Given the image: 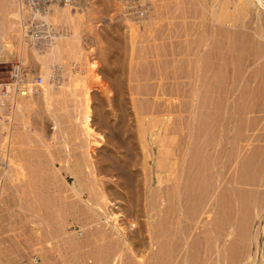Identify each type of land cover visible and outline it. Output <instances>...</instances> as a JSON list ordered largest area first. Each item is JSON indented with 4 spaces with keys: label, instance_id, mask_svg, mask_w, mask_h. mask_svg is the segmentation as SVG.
<instances>
[{
    "label": "rangeland",
    "instance_id": "1",
    "mask_svg": "<svg viewBox=\"0 0 264 264\" xmlns=\"http://www.w3.org/2000/svg\"><path fill=\"white\" fill-rule=\"evenodd\" d=\"M41 1L42 2H39L43 8L41 10L45 9L43 7L44 4L46 8L51 7L52 9V5L57 7L59 5L60 7L62 4L61 7L63 8L66 4H72V12L74 11V13H77L80 7H82L84 9L81 8L80 12H78L82 14H86V11L89 8H96V4H93L94 6H89L91 3L89 0H86V3L85 0H82V3L81 0H78V3L80 2L79 4L81 6L77 7L73 4L74 0H56V2L53 0L52 4L51 0ZM104 1L105 0H101L103 6L97 3V10L102 7L104 8L102 9L103 11H101V9L98 11L96 10L94 14V8L88 10L90 14L88 12L87 18L90 20L86 19V25H84L86 27L83 30L86 33L82 32V36L86 39L87 35H89L88 37L92 35L91 38L95 37L93 42H97V34L99 37L97 45H95L98 61H96V59L93 60V62H98L100 67L98 66V69L96 70V80L92 77L91 79L88 77V87L91 89L88 90L90 96L93 97L92 100L94 101V111L97 120L102 121L106 118V124L108 126L105 127V124L104 128L99 127L98 129V132L106 136L107 143L103 144V149L98 151V158L100 161L98 160L97 162L96 160V167L94 169V174L98 175V178L94 179V177H91L88 180L89 187L85 192L84 198L88 200L89 197L94 196L93 193L96 192L98 188L107 187V192L110 194L109 196L110 198L112 197L111 200L115 204L113 207L116 208H112V210L115 209L113 211L116 213L119 208H122V210L124 209V214L129 218L127 227L129 233L133 236V240L128 244L123 242L124 240L113 228L115 224L113 219L106 220L103 215H96L91 211L89 213L87 209L82 210L80 208L79 211L83 214L81 213L82 216L80 215L79 220L73 218H69L70 220L68 219L66 221L59 220V223H57L61 230L59 229L58 234L56 233V236L53 235L54 237H51L50 234H48L46 238H49L50 243L40 245L49 258L48 264H190V262L191 264H264V41L259 38L260 34L264 35V16L261 17V20L258 19L255 9H252L246 23H240L236 29H233V32H237L235 34L237 40L235 39L233 43L235 50L232 52V49H225L227 42L230 40L228 38V40L226 39L228 36L226 33H228V31L225 29L226 31L224 30V32H221L222 34L220 33L222 36L223 34L224 36L226 34L225 38H221H223L222 43L227 40L225 41L226 43H224L225 45L223 44L225 46L223 48L229 53H226L224 49H220L223 52L221 53L220 50H218V54V52L216 53L217 49L213 46L210 48L211 50L208 49L210 50V55L213 49L216 50L212 53L214 55L213 59L218 58L217 60L220 62L219 64L216 62V59L213 64L211 63L214 60H212V55L210 56L208 54L209 51L204 57L207 59V61L204 59L205 63L207 62V65L203 62L204 64L202 68L204 69L206 65L211 70L214 69V66L221 65V61H224L230 52L234 55L230 54L232 56L229 55L230 60H228L232 61V59H236L237 62L239 61L242 64L240 65L241 69L244 64L251 62L252 66L250 65L247 70L248 72H246V75L244 74L245 78L240 81L241 84L238 83L237 79L240 80L242 72L234 74H237L236 76L238 78H235L234 81L238 84L234 81L232 82L234 72L232 66L230 68L229 65H231V63L228 62L227 59L224 62V66H217L212 73L208 72L210 70L207 67L204 69L208 70L206 72L202 69L205 73L197 75V77L202 75V77H198V79L202 80L200 82V80L197 81L198 79L192 77L194 70L192 71L191 68L194 67L193 69H195V66H193L195 64H193V62L195 61L196 56L194 58V55L191 54L196 52H194L195 46H192L194 50L190 47L193 51L189 54L188 49H186L187 44H182L185 43L183 41L174 43L173 47L168 43L169 41H166L165 43L171 46L165 44L166 48L163 44H159V42H156V46L152 42L153 46H150L152 45L151 41L148 43L143 39V42H140L144 44L138 42L137 47H135L137 49L138 46L141 45L140 47H143L144 45L143 50L142 48L141 50L139 48L140 51H138V49L133 50L132 46H130L131 41H127L130 40L128 29L125 27L123 29L118 28L123 27V25L126 26L123 19L124 16L119 9L121 8L120 0H106L105 3ZM159 1L157 2V0H154V3L157 2L155 4H153V1H148V7L151 13L158 14V12H161V15H169L171 17L188 13V16H191V18L187 20V25L184 23V19L181 20V18H178V20L177 18L160 19V22L163 21V23H160L162 25H159L158 18V20H156L158 24L154 25L157 26L155 27L157 31L156 33L154 32V36H163L162 33L165 31L168 32L169 28H172L170 29L172 34H179V30L182 32L183 28H185L184 30L192 31L196 27H202V32L206 31L208 33V31L211 30V20L213 16L212 14V17L209 16L210 13L207 10L213 9V11H216L227 7L229 8V11L234 10V0H217V3H214L212 0H187L185 5L181 3L182 0ZM221 1L222 4L220 5ZM162 2H167V4L165 5ZM49 4H51V6H49ZM112 5H114V7ZM160 5L162 6V10H159L161 7ZM163 6H166V8ZM216 6H218V8ZM167 7L170 9L169 11ZM32 8H34V6ZM52 9L51 11H53ZM164 9H167L168 13L164 11ZM3 10L0 8V18L4 20L2 13H5V11L3 12ZM82 10L85 11L83 12ZM203 16H206L207 20L205 19L203 21ZM209 17H211V19ZM31 23L33 26L31 30L39 33L42 37L43 31H38V26L34 25L35 22L32 21ZM165 23H167L166 27ZM161 26L165 28L163 29ZM160 27L164 31H162ZM173 30L178 31L175 32ZM212 30L214 31V29ZM212 30L209 31V35ZM120 34H122V36H120ZM163 34L165 35L166 33ZM84 35H86V37ZM147 35L144 33V36ZM199 37L197 38V42L198 39H200ZM120 39L122 40L120 41ZM99 41L100 44H98ZM214 44L215 42L212 45ZM230 44L231 43H228V46ZM146 48H151L150 52L149 49L146 50ZM170 48L174 49L173 51L176 53L175 56L169 55L165 58L151 59L149 54L148 58L145 57L147 59L142 57L143 55L146 56L147 53H152L155 49L164 52V50L167 51V49ZM179 48H182L183 50H180ZM124 49L128 51L125 52V54L124 51L126 50ZM27 50L28 48L26 51ZM26 51L23 52V56H25L24 54H26ZM134 51L136 54H141L143 52L142 56L134 55ZM130 52H133L132 56H135L136 59L142 57L141 60H134L135 57H132V60ZM181 52L183 55H181ZM220 53L222 55V57H220L222 58L221 61L218 57L220 56ZM16 55L17 52L13 58L12 56L10 57L12 59H9L8 63L0 64V85H3L5 82H10L16 67L23 64L20 61L21 58L18 57L20 55ZM208 55L211 59L207 58ZM215 55H217V57ZM233 56L235 57L232 58ZM189 57L193 58L192 62V59ZM256 58L258 59L256 60ZM22 59L25 58L22 57ZM209 59L212 61L209 62ZM258 60L260 61L258 62ZM113 63L114 65H111ZM225 64H228L229 67L225 68ZM32 65H27L29 79L32 80L33 78L42 77L40 74H35L37 73V69ZM222 66L225 68H223L225 72L227 71V75L224 70L222 71ZM219 68H221V72L217 70ZM216 70L218 72H216ZM207 72L211 74H206ZM132 73L134 76L131 75ZM137 73L139 74L137 75ZM221 73L223 74L220 75ZM256 73H259L261 77L257 78V76H255ZM214 74L216 77L220 75L217 79L221 78L219 79L220 82L215 78V84H213L214 80L212 79L214 78ZM148 75L154 79H151ZM78 76L80 77V75ZM129 76L131 79L133 76V81L130 80ZM167 77L169 79H167ZM134 78H137V82L134 81ZM225 78L228 80H224ZM144 79L145 81H142ZM77 80L78 78L76 81ZM207 81L208 83H210V81L212 82L209 84V89L211 90L207 88ZM228 82H230L231 85ZM131 83L134 84V87ZM195 83H199L198 86L201 83L202 89L200 87L201 85L196 88V85H194ZM203 83L205 84V88ZM216 83L219 84L217 85ZM76 84V87H74L75 89L72 87L74 89L73 91H71V88V90L69 89L71 95H64L65 91L63 94H59L60 96H64V99L57 95L58 97H55L57 101L54 99V105L52 104V110L57 111L61 122L58 141H48V139H51V135L55 133V130L53 129L54 120L48 116L47 106L43 101H40L39 104L32 107V109L30 108L25 111V113L19 114V112H16V115H20L19 119L25 125L23 127L25 129L22 128L21 132V143L19 142L21 146L19 144L18 146L21 150L20 154L24 157L22 158V160H24L23 162L25 163L27 160V163H25L27 169L32 167V169L35 168L40 172V168H48L46 165L49 164L48 162L52 157L58 158V156H71L76 159V162L79 160V154L82 152H78L81 150L78 143L83 142L84 140L82 141V137L75 135V127L70 121L71 115L76 113L75 108L79 107L80 97L83 95V87L80 86V84L79 87L78 83ZM116 84L117 88H115ZM242 84H245V86ZM233 86H235L234 88L236 91ZM244 87L246 89H244ZM133 88H135V90ZM192 89L198 90L197 92L196 90L194 92ZM152 90L157 92L156 94L159 96L158 99H155L156 94L154 95V98H152L153 95H148L154 93ZM142 91L146 94L144 93V95ZM130 92L133 94L131 95ZM228 92L234 94L231 95ZM163 93H166L167 97H172V99H174V102L171 104V109H173L172 119L169 122H166L162 117L165 108ZM227 93L232 97L226 95ZM142 95L144 96L142 97ZM227 96L230 98V102L228 98H226ZM116 97L118 100H116ZM120 99L121 102L119 101ZM139 99L141 100L140 102H138ZM222 99L225 101L227 99L229 104ZM253 100L255 101L254 105L253 103L250 104ZM210 102H214L215 105L220 106L214 109V103H211L213 105L212 107ZM118 103H121L122 105ZM153 104L155 105L153 106ZM155 109L156 112L153 113ZM19 115H17V117H19ZM121 115L123 118L126 115V119H123ZM148 115L152 117H149ZM24 116L28 117L27 119L29 121L26 120ZM138 118L140 119L138 120ZM120 122H122V125ZM43 124H45V133L42 135V130H44ZM143 124L145 126H143ZM166 125L167 127H165ZM112 130L115 131L118 136L113 133ZM123 131L124 134L122 133ZM152 132L155 133L153 134ZM112 133L117 137L120 136L118 140L116 139L117 137L113 135L115 136V139L118 140L117 142H115L116 140L114 137L112 138ZM76 137H78L77 140L80 139L81 141L78 142L79 140L77 141ZM120 139H123V142ZM47 145L49 146L47 147ZM102 154L105 156L109 155V158H107L110 159L111 157L113 163L108 161L106 157L103 158L104 155ZM74 158H72V160H74ZM85 168L86 166L83 167V169L87 170ZM158 173L160 177H158ZM165 173L168 174L166 175ZM3 201L5 203L4 207H0V237L4 236L6 245L8 244V246H11L9 249H11L10 251L12 255L17 252L21 255V258L24 256L25 259L22 258L23 261H28V256L30 254L25 251L28 250L30 243H27L30 241V238L37 236L35 232H33L34 230L32 227L34 225L32 224V220H28V218H25L26 220H24V218H22V221L21 218L16 217V199L12 197L10 193L6 195V198ZM100 203L98 205H100ZM84 212H86V215H84ZM38 220L39 219H35L34 222L36 223ZM68 223H72L71 225L75 224V226H78L79 224L88 225L90 230L87 239L80 242L77 237L65 232L63 227L65 225L68 226ZM132 224L136 226H131ZM242 227L246 229V232H244L245 229ZM18 230L22 232V239L25 242V245L27 244V250L23 249L24 251H21L22 249L19 250V248L16 247V234H21ZM259 231H261V235L259 234ZM74 241H77L79 245H76ZM251 244L253 245L251 246ZM251 254L252 256H249L250 259L248 255ZM12 258L15 259L14 257ZM21 258L20 260L18 259V264L23 262Z\"/></svg>",
    "mask_w": 264,
    "mask_h": 264
},
{
    "label": "bare ground",
    "instance_id": "2",
    "mask_svg": "<svg viewBox=\"0 0 264 264\" xmlns=\"http://www.w3.org/2000/svg\"><path fill=\"white\" fill-rule=\"evenodd\" d=\"M52 1L51 0V4H52ZM60 1V0H59ZM78 1V0H77ZM91 3L89 6H94L93 4H96V8L95 7H92V8H89L88 10L90 9H95L94 10V14H95V11L97 10V3L101 6L102 5V2L101 0H89ZM103 1V0H102ZM106 1V0H105ZM104 1V3H105ZM108 1V0H107ZM148 1H153V4L157 3L159 0H157V2L154 3V0H120L121 2V8H119L118 10L122 13V15L124 16V23L126 24V26L123 25V27H118L120 29H123L124 27L128 29V32H129V36H130V40H127V41H131V45L132 46V49L133 50H137L140 51L141 48L143 50V47H140L138 46V48L136 49L135 47H137L138 45V42L142 41L143 42V39L146 41V42H150L151 43L153 42L156 46V42H159V44H163L164 47H166V45H169L167 43H165L166 41H169L168 43H170V45H172L173 47V44L174 43H179L178 41H183L185 43H182V44H187V48L188 49V52L190 54V52H192L194 49L193 47L195 46V50H194V54H191V55H194V58H195V61L193 62V66H195V69H193L194 67H192V71H193V76L191 74L192 77H195L196 79H198L199 76L202 77V75H199L197 77L198 74H202V73H205L206 71L208 70H204L206 69L205 67L208 68V66H206L207 62L205 63L204 59L207 61L206 58H204L208 53L209 51V55H210V48L213 46L215 49H217V51L215 49L212 50L211 52V55H212V60H210V56L208 55L207 58H210L208 61H212L211 63L213 64V62H215V59H216V62H218V58H215L213 59V54L214 53L213 51L215 50L216 53L218 52L219 54V51L220 49H224L223 47H225L224 43H226L225 41H227L228 39H230L227 44H226V47L225 49L227 48V50H231L234 51V46H233V43L235 41V39L237 40V38H235V34L237 32H233V29H236V27L242 23V24H245L246 23V20L247 18L249 17V15L251 14L252 12V9H255L256 11V16L258 17V19H262L261 17L264 16V0H234V10L233 11H229V8H221L220 10H216V11H213V9L211 10H207L210 14L209 16H211L212 14V25L211 24V30L214 29V31L212 30V34L210 33V35L206 32V31H203L201 30L200 27H196L195 29H193L192 31L191 30H184L185 28L182 29V32L179 30V34H172L171 33V30L172 28H169L167 27L168 29V32H163V33H166L165 35L162 33L163 36L161 35H158V36H154V32L156 33V28L157 26H154L155 24H158V22L156 20H158L159 18V25H162L160 23H163L160 22V19L163 20V19H169V18H181V20L184 21V23H188V19L191 18V16H188L189 14H180V15H176L175 17L174 16H169L167 13V9L164 11H166L167 15L168 16H163L161 15L162 13L158 12V15L157 13L153 14L150 12V9L148 7ZM163 1V0H162ZM166 1V0H164ZM170 1V0H169ZM172 1V0H171ZM176 1V0H175ZM181 1V0H179ZM205 1V0H204ZM214 1V3H217L218 1L217 0H212ZM229 1V0H228ZM42 2V1H40ZM46 2V1H44ZM49 2V1H48ZM56 2V0L54 1ZM53 2V3H54ZM87 1L85 0V3ZM161 2V0L159 1ZM187 0H182V4H186ZM220 2V1H219ZM62 3H64L62 1ZM81 3H82V0H81ZM84 3V2H83ZM103 3V4H104ZM151 3V2H150ZM164 3L165 5L167 4V2H162ZM170 3V2H169ZM168 3V4H169ZM190 3V1H189ZM188 3V4H189ZM206 3V2H205ZM40 4V3H39ZM51 4H49V6H51ZM59 4V3H57ZM56 4V5H57ZM89 4V2H88ZM111 4V2H110ZM161 4V3H160ZM174 4V3H173ZM187 4V5H188ZM199 4V3H198ZM222 4V1L220 3V5ZM226 4V3H225ZM41 5V4H40ZM45 5V4H44ZM43 7L45 8L44 10H41L43 9L42 6H41V9H36V10H30L27 8V4L24 2V0H0V8H2L3 12L5 11V13H2L3 14V17H4V20L2 18H0V64H3V63H8L9 62V59H12L13 56L16 54L17 52V55L19 54L20 56H18L19 58H21V62L23 63V67L27 70V65H34L37 69V73L35 74H40L42 77V80L43 82L40 84V85H37V84H34L33 86H30V90L29 92L27 93H23V95H15L11 98V100H7V98H5L4 96H2V93H1V89L3 87V85H0V207H4V199L6 198V195L7 194H11L12 197H14L16 199V205H15V215L16 217H19L21 218V220L23 221L22 218H24V220H26L25 218H28V220H32V224L34 225L32 228H33V232H35V234L37 236L35 237H32L30 238V241H29L27 244L30 243V246L29 248L26 247L25 245V242L23 241V235H22V232L18 230V232H21V234H16V247L20 249H22L21 251H24L23 249L27 250L26 248H28L27 251L25 252H29V260L30 262L34 263V264H48L49 262V258L47 256V254L45 253L44 250H42L41 248V244H44V243H50L49 241V238H46L48 234H50L51 237H54L56 236L55 234L57 233L58 234V231L60 229V226H58V221L60 220H63V221H66L68 220L69 218H73V219H77L79 220L80 219V215L82 216V214L80 213L79 209L81 208L82 210L84 209H87L90 213V211L93 213V214H96V215H103L105 217L106 220H109V219H113L115 221V224L113 226V228L117 231L118 235H120V237L124 240L123 242L125 244H128L131 242V240H133V236L129 233V229L127 227L128 225V219L127 218L128 216H126L124 214V209L122 210V208H119L118 211L115 213V210L116 208L113 207L115 204L114 202L111 200L110 198V194H108L107 192V187H100L96 190V192H94V196L93 197H89L88 200H86L84 198L85 196V192L88 190V187H89V183H88V180L91 178V177H94V179H97L98 178V175L94 174V169L96 167V160L98 162V160L100 161V159L98 158L99 157V152L101 149H103V144L107 143V139H106V136L104 134H101L100 132H98V129L99 127L100 128H104L105 124L107 123L106 122V118H104L102 121L100 120H97L96 118V114H95V111H94V101L92 100L93 97L90 96L89 94V90L90 89L88 87V83H89V78L91 79L94 78L95 80L97 79V72L96 70L98 69V62H93V60H96L97 59V49L95 47V45H97V42L99 40V37H98V34H97V37L98 40L97 42H93L94 38H91L88 37L89 35H87V39L84 38L82 36V32H84L83 30L85 29L86 26V19L87 16H88V10L86 11L87 13L86 14H82V13H78L80 12V9L82 7H80L79 11L77 9V13L74 11L72 12V9H71V5L72 4H66L64 3L65 7L63 6V8L58 7L57 6H53V9L51 7H47L44 6ZM55 5V4H54ZM87 5V4H86ZM151 5V4H150ZM177 5V4H176ZM200 5V4H199ZM215 5V4H214ZM48 6V5H47ZM81 6V5H80ZM85 6V5H84ZM114 7V5H112ZM152 6V5H151ZM159 6V4H158ZM161 6V5H160ZM168 6V5H167ZM204 6V5H203ZM202 6V7H203ZM213 6V5H212ZM76 7V6H75ZM99 7V6H98ZM166 8V6H163ZM178 7V6H177ZM218 8V6H216ZM220 7V6H219ZM226 7V6H225ZM231 7V6H230ZM53 11H51V9ZM74 8V7H72ZM79 8V7H78ZM87 8V7H85ZM112 8V7H111ZM155 8V7H153ZM157 8V7H156ZM176 8V7H175ZM181 8V7H180ZM185 8V6H184ZM183 8V9H184ZM214 8V7H213ZM50 9V10H49ZM75 9V8H74ZM84 9V8H82ZM101 11H103L102 9L104 8H100ZM98 8V10H100ZM158 9V8H157ZM162 10V6L159 8V10ZM86 10V9H85ZM84 10V11H85ZM97 10V11H98ZM158 10V11H159ZM170 9H168L169 11ZM177 10V9H175ZM83 11V10H82ZM83 11V12H84ZM93 11V10H92ZM111 11V10H110ZM118 11V13H119ZM178 11V10H177ZM176 11V13H177ZM185 11V10H184ZM188 11V10H187ZM186 11V12H187ZM205 11V10H204ZM112 12V11H111ZM110 12V13H111ZM171 12V11H170ZM169 12V13H170ZM185 12V13H186ZM93 13V12H92ZM101 13V12H100ZM109 13V14H110ZM172 13V12H171ZM1 14V12H0ZM90 14V12H89ZM157 14V15H156ZM171 15H175V14H171ZM104 16V15H103ZM157 16V17H156ZM198 16V15H197ZM208 16V15H207ZM205 17V18H204ZM211 17H209L211 19ZM121 18V17H120ZM119 18V20H120ZM198 19V18H197ZM207 20L206 16H203V21L204 20ZM26 20H30L31 22H35V23H38L40 25L43 26V29L47 32V36H44L43 38H41V42H36L35 40L34 41H30L28 40L27 38V35H26V30L24 28L25 27V21ZM90 20V19H88ZM94 20V19H93ZM92 20V21H93ZM209 20V19H208ZM118 21V20H117ZM123 21V20H122ZM180 21V20H179ZM187 21V22H186ZM166 22V21H164ZM173 22V21H172ZM191 22V21H190ZM180 23V22H179ZM178 23V24H179ZM182 23V22H181ZM200 23V22H199ZM210 23V21H209ZM34 24V23H33ZM106 24V23H105ZM119 24V23H118ZM166 24L165 23V27H166ZM176 24V23H175ZM35 25V24H34ZM92 25V24H91ZM171 25V24H170ZM183 25V24H182ZM187 25V24H186ZM199 25V24H198ZM31 26H32V23H31ZM118 26V25H117ZM121 26V24H120ZM168 26V25H167ZM192 26V25H191ZM203 26V25H202ZM216 27V28H213V27ZM243 26V25H242ZM37 27V26H36ZM163 28V26H161ZM160 27V28H161ZM164 27V28H165ZM189 27V26H188ZM161 28L162 31H164L163 29ZM179 28V27H178ZM190 28V27H189ZM37 29V28H36ZM35 29V30H36ZM97 29V28H96ZM105 29V28H104ZM227 30L228 33V36L226 37V34L224 36L220 35V33L224 30ZM44 30H41L39 29L38 31H43ZM116 30V29H115ZM119 30V29H118ZM126 30V29H125ZM184 30V31H183ZM225 30V31H226ZM90 31V30H89ZM117 31V30H116ZM124 31V30H123ZM175 31V30H173ZM178 31V30H176ZM175 31V32H176ZM121 32V31H120ZM125 32V31H124ZM160 32V30H159ZM174 32V33H175ZM244 32V31H243ZM41 33V32H40ZM86 33V32H84ZM88 33V32H87ZM92 33V32H91ZM123 33V32H122ZM144 33L145 35L147 36H144ZM207 33V34H206ZM247 33V32H246ZM89 34V33H88ZM118 34V32H117ZM115 34V35H117ZM125 34V33H124ZM128 34V33H127ZM142 34V35H141ZM222 34V33H221ZM94 35V34H93ZM142 37H141V36ZM199 35V36H197ZM86 37V35H84ZM100 36V35H99ZM120 36H122V34H120ZM140 36V38H139ZM196 36V37H195ZM253 36V35H252ZM41 37V36H40ZM200 38L198 39V42H197V38ZM221 37H226L227 40L223 42V38ZM245 37V36H244ZM261 39H263L264 41V35L263 34H260V37ZM86 39V40H85ZM116 39V38H115ZM250 39V38H249ZM122 39H120L121 41ZM119 41V40H117ZM140 42V43H142ZM198 44H197V43ZM215 42L214 45H212L213 43ZM242 42V41H241ZM153 43L152 45L150 46H153ZM180 43V44H181ZM228 43H231L229 46H228ZM251 43V42H250ZM100 44V41L99 43ZM144 44V43H142ZM158 44V45H159ZM166 44V45H165ZM179 44V45H180ZM181 44V45H182ZM224 44V45H223ZM169 45V46H170ZM177 45V44H176ZM223 45V46H222ZM251 45V44H250ZM124 46V45H123ZM122 46V47H123ZM168 46V47H169ZM178 46V45H177ZM193 46V47H192ZM228 46V47H227ZM160 47V46H159ZM171 47V46H170ZM179 47V46H178ZM193 50H191V48ZM230 47V48H229ZM28 48V50L26 51V49ZM116 48V47H115ZM125 48H126V45H125ZM140 48V50H139ZM167 48V47H166ZM30 49V50H29ZM128 49V48H127ZM131 49V50H132ZM149 49V48H148ZM146 48V50H148ZM151 49V48H150ZM150 49H149V52H150ZM160 49V48H159ZM180 49V48H179ZM182 49V48H181ZM180 49V50H181ZM210 49V50H208ZM224 49V51H225ZM107 50V49H106ZM126 50V49H124ZM132 50V51H133ZM162 50V49H161ZM174 49L173 48H170V49H167L163 51H159L157 49H155V51H153L152 53H147L146 56L143 55L142 56V53H138L136 54L135 51H134V55H140L142 57H147L149 56L150 54V58H156V59H159L161 57L165 58V57H168L169 55H173L175 56L176 53L173 51ZM183 50V49H182ZM26 51L24 54L25 56H23V52ZM113 51V50H112ZM116 51V50H115ZM120 51V50H119ZM177 51V50H176ZM19 52V53H18ZM118 52V50H117ZM125 52H128L127 50L124 51V54ZM145 52V51H144ZM220 52L222 53L223 51L220 50ZM226 53L228 51H225ZM224 52V53H225ZM230 54H233L231 53ZM119 53V52H118ZM131 53V52H130ZM129 53V54H130ZM133 53V52H132ZM130 54L131 58L132 57H135V56H132L133 54ZM179 53V52H178ZM177 53V54H178ZM187 53V52H186ZM220 53V56L219 59L221 61L222 58V55ZM229 53V52H228ZM117 54V53H116ZM122 54V53H121ZM185 54V53H184ZM217 54V55H218ZM229 54V55H230ZM16 55V56H17ZM181 55H183V53L181 52ZM189 55V56H191ZM217 55H215L217 57ZM228 55V56H229ZM234 55V54H233ZM12 56V58H10ZM126 56V55H125ZM129 56V57H130ZM226 56V54H225ZM225 56L223 55V57L225 58ZM227 56V57H228ZM232 56V55H230ZM230 56L226 59L228 60L230 58ZM18 57H16L17 59H19ZM25 58V59H22ZM138 57V56H137ZM140 59H135L134 60H141ZM192 57V56H191ZM189 57V58H191ZM235 56H233L232 58H234ZM99 58V57H98ZM104 58V57H103ZM111 58V57H110ZM143 58V59H144ZM145 58V59H147ZM231 58V59H232ZM129 59V58H128ZM150 59V60H151ZM187 59V58H185ZM191 62L193 61V58H191ZM224 61H221V65L224 66ZM258 58H256L257 60ZM133 60V58H132ZM161 60V59H160ZM230 60V59H229ZM231 63L230 68L232 66V69H233V75L235 73L238 74V72H242V76L240 77V80H238L237 78V74L234 75L233 77V80L232 82L234 81V79L236 78L238 83H240V81L244 80V76L246 75V72H248V68L249 66L252 64L251 62L250 63H246L243 65L242 69L240 68V65H242L239 61L237 62V60L235 59H232V61H229ZM67 61V62H66ZM98 61V59L96 60ZM152 61V60H151ZM157 61V60H156ZM163 61V60H162ZM179 61V60H178ZM260 60H258L259 62ZM19 62V63H21ZM107 62V61H106ZM133 62V61H131ZM130 62V64H131ZM147 62V61H145ZM206 64L204 69L202 68L203 67V64L204 63ZM226 62V63H228ZM257 62V61H256ZM68 63V64H66ZM105 63V62H104ZM120 63V62H119ZM135 63V62H133ZM166 63V62H165ZM210 63V65H212ZM220 62H218L219 64ZM223 63V64H222ZM228 63V64H230ZM255 63V62H254ZM66 64V65H65ZM110 64V63H109ZM129 64V63H128ZM209 64V63H208ZM228 64H225V68L229 67ZM32 65V66H33ZM105 65V64H104ZM111 65H114L111 64ZM132 65V64H131ZM167 65V64H166ZM209 65V67H210ZM216 65V63H215ZM221 65H216L217 66H221ZM19 66V65H18ZM33 66V67H34ZM106 66V65H105ZM133 66V65H132ZM137 66V65H136ZM144 66V65H143ZM168 66V65H167ZM183 66V65H182ZM192 66V65H191ZM222 66V71L225 69L224 67ZM252 66V65H251ZM100 67V66H99ZM213 67V65H212ZM216 67L214 66V71L216 69ZM140 68V67H139ZM211 68V67H210ZM224 68V69H223ZM251 68V67H250ZM100 69V68H99ZM110 69V68H109ZM190 69V70H191ZM205 71H203V70ZM209 69V68H208ZM221 68L217 69L219 70V72H221L220 70ZM241 69V71H240ZM264 69V68H263ZM210 71L208 72H211L213 70L209 69ZM216 70V72H218ZM227 70V69H226ZM258 70V69H257ZM29 71V70H28ZM36 71V70H35ZM123 71V70H122ZM191 71V72H192ZM213 71V72H214ZM259 71V70H258ZM138 72V71H137ZM141 72V71H140ZM190 72V73H191ZM206 73V74H211V73ZM225 72V70H224ZM223 72V73H224ZM227 72V71H226ZM225 72V74L227 75V73ZM122 73V72H121ZM120 73V74H121ZM130 73V72H129ZM143 73V72H142ZM223 73H221L220 75H222ZM34 74V75H35ZM103 74V73H102ZM107 74V73H106ZM139 73H137L138 75ZM145 74V73H144ZM143 74V75H144ZM151 74V73H150ZM161 74V73H160ZM215 74H218V73H215ZM214 74V75H215ZM245 74V75H244ZM30 75H33V74H30ZM80 75V77L78 76ZM131 75L134 76V74L132 73ZM159 75V74H158ZM157 75V76H158ZM163 75V74H162ZM212 78L214 80V83L215 84V78L216 80L219 81V79H217L219 76L216 77V75ZM38 76V75H37ZM78 76V77H76ZM118 76V75H117ZM116 76V78H117ZM124 76V75H123ZM133 76H132V79H133ZM136 76V75H135ZM151 79H154L152 78L150 75H148ZM160 76V75H159ZM184 76V75H183ZM212 76V75H211ZM236 76V77H235ZM257 78L258 77H261L259 75V73H256ZM27 77L29 78V74L27 75ZM104 77V76H103ZM102 77V78H103ZM130 77V76H129ZM200 77V78H201ZM209 77V76H207ZM78 78V80L76 81V79ZM120 78H121V75H120ZM181 79H183L182 77H180ZM194 78V79H195ZM243 78V79H242ZM263 78V76H262ZM36 78H33V80H35ZM130 77V80L133 81ZM135 79V78H134ZM137 79V78H136ZM136 79L134 80L135 82ZM140 79V77H139ZM138 79V81H139ZM167 79H169L167 77ZM180 79V80H181ZM227 78H225L224 80H226ZM118 80V79H117ZM123 80V78H122ZM200 79H198L197 81H199ZM211 80V79H210ZM228 80V79H227ZM230 80V81H231ZM246 80V79H245ZM264 80V79H263ZM31 81V82H32ZM92 81V80H91ZM108 81V80H107ZM130 81V82H131ZM142 81H145L142 80ZM141 81V82H142ZM148 81V80H147ZM154 81V80H153ZM196 81V82H197ZM202 80H200L201 82ZM216 81V82H218ZM78 83V86L80 84V86L83 87V95H81V99H80V102H79V107H76L75 108V111L76 113L71 115V124L74 125L75 127V135H78V137H82L81 140L83 142H80L81 140L76 137V140L80 143H78L80 149L82 150H79L78 152H82L80 153L79 155V160L76 162V159L74 157H71V156H61L58 158L57 157H52L50 158L49 160V164L46 165L48 168L44 169H41L40 168V172L39 170H36L35 168L32 169V167H30L29 169H27L26 167V164L27 163L25 161V163L23 162L24 160H22V158H24L20 152V148L18 146V144L20 145V141H21V132H22V128L25 126L22 121L19 119L20 118V113H25V111L29 110L30 108L32 109V107H35L39 104L40 101H43L45 103V105L47 106V111H48V116L51 117L53 120H54V123H53V129L55 130V133L53 135H51V139H48V141L50 142H55L56 140L58 141L59 140V132H60V127H61V122H60V119L58 117V113L56 110H52L53 108V101L54 99H56L55 97L58 95L60 96L61 93L64 95H71L70 92L73 91L76 87V83ZM96 82V81H95ZM109 82V81H108ZM129 82V83H130ZM134 82V83H135ZM206 82V81H205ZM220 82V81H219ZM226 82V81H225ZM235 82V81H234ZM6 83V82H5ZM98 83V82H97ZM118 83V82H117ZM133 83V82H132ZM131 83V84H132ZM208 83V81H207ZM206 83V84H207ZM210 83H212L210 81ZM208 83V89H209V84ZM227 83V82H226ZM230 83V82H228ZM236 84H238L237 82H235ZM4 84V83H3ZM125 84V83H124ZM137 84V83H135ZM153 84V83H152ZM163 84V83H162ZM193 84V83H192ZM199 83H195L194 85H196V88L199 87L201 85L198 86ZM204 84V83H203ZM217 84V83H216ZM219 84V83H218ZM217 84V85H218ZM241 84V83H240ZM111 85V84H110ZM120 85V84H119ZM130 85V84H129ZM134 84H132L133 86ZM142 85V84H141ZM193 85V86H194ZM212 85V84H211ZM231 85V83H230ZM232 85H235V84H232ZM243 86H245V84H242ZM263 85V84H262ZM77 86V87H78ZM79 86V87H80ZM153 86V85H152ZM216 86V85H215ZM223 86V85H222ZM241 86V85H240ZM74 89H73V88ZM111 87V86H110ZM129 87V86H128ZM134 87V86H133ZM149 87V85H148ZM155 87V86H154ZM201 89H202V85L200 86ZM218 87V86H217ZM230 87V86H229ZM235 86H233L234 88ZM72 90H71V89ZM115 88H117V84L115 86ZM194 88V87H192ZM204 88H205V84H204ZM212 88V87H211ZM216 88V87H215ZM243 88V87H242ZM68 89V91H67ZM69 89L71 91H69ZM130 89V88H129ZM135 90V88H133ZM144 89V88H143ZM142 89V90H143ZM150 89V88H149ZM148 89V90H149ZM152 89V88H151ZM207 89V90H208ZM229 89V88H228ZM237 89V88H236ZM244 89H246L244 87ZM82 90V89H81ZM91 90V89H90ZM193 90V89H192ZM196 92L198 89H195ZM195 90H193L195 92ZM206 90V91H207ZM211 90V89H209ZM235 90V88H234ZM233 90V92H234ZM240 90V88H239ZM237 90V91H239ZM79 91V90H77ZM123 91V90H122ZM127 91V90H126ZM125 91V92H126ZM154 92V90H152ZM169 91V90H168ZM205 91V93H206ZM236 91V90H235ZM69 92V93H68ZM93 92H94V89H93ZM132 92V91H131ZM130 94L132 95L133 93ZM136 92V91H134ZM68 93V94H67ZM80 93V92H79ZM122 93V92H121ZM124 93V92H123ZM142 93L144 94L145 92L142 91ZM157 92H154V93H150L148 95H153L152 98H154L155 94ZM171 93V92H169ZM230 93V92H228ZM226 94L230 97H232L231 95H233L232 93H230L231 95L229 94ZM244 93V92H243ZM255 93V92H254ZM60 94V95H59ZM73 94V93H72ZM139 94V93H137ZM146 94V93H145ZM144 94V95H145ZM195 94V93H194ZM197 94V93H196ZM253 94V93H252ZM77 95V94H76ZM109 95V94H108ZM116 95V93H115ZM121 95V94H120ZM128 95V93H127ZM142 95V97L144 96ZM167 94L166 93H163V99H164V102H165V108H164V112H163V119L166 121V122H169L171 119H172V110L171 109V104L172 102H174L172 99V97H167L166 96ZM57 96V97H58ZM100 96V95H99ZM111 96V95H110ZM125 96V95H123ZM135 96V95H134ZM140 96V95H139ZM195 96V95H194ZM209 96V94H208ZM228 96L226 98H228ZM253 96V95H252ZM63 98L64 96H60V98ZM66 97V96H65ZM97 97V96H96ZM95 97V98H96ZM103 97V96H102ZM122 97V96H121ZM161 97V96H160ZM210 97V96H209ZM208 97V98H209ZM212 97V96H211ZM254 97V96H253ZM252 97V98H253ZM59 98V99H60ZM68 98V97H67ZM71 98V97H70ZM69 98V99H70ZM135 98V97H134ZM159 96L156 94V97L155 99H158ZM58 99V100H59ZM64 99V98H63ZM211 99V98H210ZM230 98H228L229 100ZM66 100V99H65ZM64 100V101H65ZM116 100L117 97H116ZM224 100V99H222ZM228 100L226 99V103L229 104ZM256 100V99H255ZM57 101V99H56ZM55 101V102H56ZM71 101V100H70ZM100 101V100H99ZM115 101V99H114ZM121 102V99L119 100ZM125 101V100H124ZM126 101H129V100H126ZM138 101V100H137ZM141 100L139 99L138 102H140ZM209 101V100H207ZM252 101V99H251ZM259 101V100H258ZM54 102V103H55ZM62 102V101H61ZM133 102V101H132ZM254 100L253 102H250V104L253 103L254 105ZM257 102V101H256ZM66 103V102H65ZM99 103V102H98ZM128 103V102H126ZM147 103V102H145ZM144 103V104H145ZM153 103V102H151ZM156 103V102H155ZM212 102H210L211 104ZM214 103V102H213ZM212 103V104H213ZM225 103V104H226ZM259 103V102H258ZM53 104V105H52ZM56 104V103H55ZM116 104V103H115ZM118 104H121V103H118ZM209 104V102H208ZM211 106L213 107V105H215V103ZM233 104V102H232ZM122 105V104H121ZM130 105V104H129ZM140 105V104H138ZM155 104H153L154 106ZM163 105V104H162ZM234 105V104H233ZM249 105V104H248ZM259 105V104H258ZM134 106V105H133ZM132 106V107H133ZM152 106V108H153ZM220 106V105H219ZM218 105H215L214 106V109L215 108H218L219 107ZM252 106V105H250ZM104 107V106H103ZM102 107V108H103ZM124 107V106H123ZM136 107V106H135ZM134 107V108H135ZM209 107V106H208ZM122 108V107H121ZM139 108V107H138ZM159 108V107H158ZM116 109V108H115ZM102 110V109H101ZM121 110H124V109H121ZM120 110V112H121ZM136 110V109H135ZM140 110V109H139ZM154 110V109H153ZM212 110V109H210ZM67 111V110H66ZM113 111V110H112ZM116 111V110H115ZM158 111V110H157ZM216 111V110H215ZM16 112H19V117H17L16 115ZM37 112V111H36ZM147 112V111H146ZM156 112V109L155 111H153V113ZM210 112V111H209ZM109 113V112H108ZM118 113V111H117ZM124 113V112H123ZM140 113V112H139ZM160 113V112H159ZM28 114V113H27ZM131 114V113H130ZM150 114V113H149ZM137 115V113H136ZM151 115V114H150ZM216 115V114H215ZM115 116V115H114ZM122 116V115H121ZM126 116V115H125ZM124 116H122L123 119H126ZM128 116V115H127ZM130 116V115H129ZM138 116V115H137ZM145 116V115H144ZM149 116V115H148ZM156 116V115H155ZM212 116V115H211ZM25 117V116H24ZM100 117V116H98ZM108 117V116H107ZM140 117V116H139ZM149 117H152V116H149ZM154 117V116H153ZM213 117V116H212ZM26 120H28L27 118L28 117H25ZM103 118V117H102ZM110 118V116H109ZM121 118V119H122ZM122 119V120H123ZM140 118H138L139 120ZM212 120V119H211ZM29 121V120H28ZM27 121V122H28ZM100 121V122H99ZM124 121V120H123ZM158 121V120H157ZM163 121V120H162ZM131 122V121H130ZM145 122V121H143ZM213 122V121H212ZM122 122H120L121 124ZM163 123V122H162ZM145 124V123H144ZM143 124V126H145ZM148 124V123H147ZM154 124V123H153ZM210 124V123H209ZM217 124V122H216ZM44 125V130H42V135L45 133V124ZM42 125V126H43ZM122 125V124H121ZM120 125V126H121ZM126 125V124H125ZM155 125V124H154ZM162 125V124H161ZM118 126V125H117ZM129 126V125H128ZM164 126V125H163ZM170 126V125H169ZM105 127H108L107 124ZM122 127V126H121ZM119 127V128H121ZM152 127V126H151ZM167 127V125L165 126ZM218 127V126H217ZM43 128V127H42ZM70 128V127H69ZM146 128V127H145ZM155 128V127H154ZM25 129V128H23ZM47 129V128H46ZM123 129V128H122ZM214 129H215V126H214ZM121 130V129H120ZM151 130V129H150ZM211 130H212V127H211ZM220 130V128H219ZM41 131V129H40ZM47 131V130H46ZM107 131V130H106ZM113 131V130H112ZM122 131V130H121ZM130 131V130H129ZM210 131V130H209ZM221 131V130H220ZM109 132V131H108ZM117 132H118V129H117ZM120 132V131H119ZM147 132V130H146ZM41 133V132H40ZM113 133H115V131H113ZM112 133V138L114 137L115 139V136L118 134H113ZM121 133V132H120ZM124 134V131L122 132ZM153 133V132H152ZM155 133V132H154ZM153 133V134H154ZM49 134V133H48ZM123 134H119V135H123ZM221 134V133H220ZM223 134V133H222ZM107 135V134H106ZM115 135V136H113ZM134 135V134H133ZM152 135V134H151ZM214 135V134H213ZM116 136V137H117ZM141 136V135H140ZM147 136V135H146ZM221 136V135H220ZM120 137V136H119ZM119 137H117L116 139H118ZM123 137V136H121ZM133 137V136H132ZM154 137V136H153ZM86 138V139H85ZM115 139V140H116ZM130 139V138H129ZM147 139V138H146ZM119 140V139H118ZM118 140H116L115 142H117ZM121 140V139H120ZM123 140V139H122ZM121 140V141H122ZM218 140V139H217ZM113 141V140H112ZM20 142V143H19ZM44 142V141H43ZM49 142V143H50ZM85 142V143H84ZM123 142V141H122ZM126 142V141H125ZM42 143V142H41ZM47 143V142H46ZM48 143V144H49ZM127 143V142H126ZM147 143V142H146ZM51 144V143H50ZM49 144V145H50ZM53 144V143H52ZM85 144V145H84ZM47 145V147L49 146ZM83 145V146H81ZM127 145V144H126ZM149 145V144H148ZM217 145V144H216ZM21 146V145H20ZM44 146V145H43ZM77 146V145H76ZM124 147V146H123ZM122 147V148H123ZM215 147V146H214ZM220 147V146H219ZM127 149V148H126ZM48 151V150H47ZM50 151V149H49ZM168 151V150H167ZM128 153V152H127ZM130 153V152H129ZM162 153V152H161ZM105 154V153H104ZM102 154V155H104ZM101 155V156H102ZM107 155V154H106ZM167 155V154H166ZM53 156V154H52ZM73 156V155H72ZM109 155L107 156H103V158H107ZM154 156V155H153ZM48 157V155H47ZM46 157V158H47ZM77 157V156H76ZM135 157V156H134ZM72 158H74V160H72ZM109 158V157H108ZM107 158V159H108ZM39 159V158H38ZM149 159V158H148ZM30 160V159H29ZM111 157L110 159H108V161H110L111 163H113L111 161ZM154 160V158H153ZM34 161V160H33ZM42 161V160H41ZM115 161V160H114ZM166 161V160H165ZM40 162V161H39ZM106 162V161H105ZM29 163V161H28ZM151 163V162H150ZM43 164V162H42ZM45 164V162H44ZM115 164V163H114ZM112 164V165H114ZM163 165V164H162ZM165 165V164H164ZM171 165V164H170ZM29 166V165H28ZM43 166V165H42ZM85 169L87 170H84L83 167H85ZM115 166V165H114ZM165 167V166H164ZM163 169V168H162ZM165 169V168H164ZM104 170V169H103ZM171 170V169H170ZM173 170V169H172ZM156 172V171H154ZM166 174V173H165ZM168 174V173H167ZM166 174V175H167ZM102 175V174H101ZM100 175V177L102 178V176ZM156 175V174H155ZM159 175V173H158ZM170 175V174H169ZM168 175V176H169ZM173 175V174H172ZM160 177V175L158 176ZM173 177V176H172ZM147 178V177H146ZM126 179V178H125ZM136 180V179H135ZM160 180V179H159ZM169 180V178H168ZM127 181V180H126ZM166 182V180H165ZM106 184V183H105ZM128 184V183H127ZM218 185V184H217ZM219 188V187H218ZM134 189V188H133ZM135 190V189H134ZM92 194V193H91ZM118 194V193H117ZM136 196V195H134ZM122 198V197H121ZM120 198V199H121ZM140 198V197H139ZM95 201L93 202L92 201ZM119 199V198H118ZM130 201V200H129ZM100 205H98L99 203ZM134 202V201H133ZM133 204V203H132ZM112 208H115L112 210ZM264 211V209H263ZM127 212V211H126ZM88 213V212H87ZM205 213V212H204ZM263 213V212H262ZM84 215H86V212H84ZM245 215V214H244ZM130 216V214H129ZM200 217V216H199ZM257 217V216H256ZM103 218V217H102ZM35 219H39L38 222H34ZM247 219V218H246ZM70 220V219H69ZM205 221V220H204ZM247 221V220H246ZM261 221V220H260ZM58 222V223H57ZM76 222V220H75ZM245 222V221H244ZM132 223V222H131ZM211 223V222H210ZM69 224V225H68ZM67 225L68 226H64L63 229L65 230V232H67L68 234L70 235H74V237H77V239L81 241H84L87 239V236H88V233H89V227L88 225H85V224H79L78 226H75V224L71 225L70 223H68ZM110 225V223H109ZM131 226H136L134 224H132ZM130 226V227H131ZM244 226V225H243ZM247 226V225H246ZM23 227V226H22ZM260 227V226H259ZM263 227V226H261ZM19 228V227H18ZM112 228V227H111ZM132 228V227H131ZM244 228V227H242ZM254 228V227H253ZM252 228V229H253ZM17 229V228H16ZM23 229V228H22ZM113 229V230H114ZM149 229H153V228H149ZM245 229V228H244ZM243 229V230H244ZM262 229V228H261ZM61 230V229H60ZM148 230V229H147ZM246 232V229L245 231ZM261 231H259V234H260ZM253 233V231H252ZM264 233V232H263ZM233 234V233H231ZM54 235V236H53ZM252 235V234H251ZM261 235V234H260ZM259 235V236H260ZM255 238V237H254ZM190 239V238H189ZM260 240V239H258ZM260 242V241H259ZM263 242V240H262ZM74 243L76 245H79V243L77 241H74ZM253 243V242H251ZM253 244H251L252 246ZM263 245V244H262ZM11 246H8V244L6 245L5 243V238L4 236L0 237V264H18L20 258H21V255L19 253H15V254H11V249H9ZM260 247V246H259ZM258 247V248H259ZM252 248V247H251ZM255 249V248H253ZM252 250V249H251ZM20 251V252H21ZM254 251V250H253ZM257 251V250H256ZM260 251V250H259ZM258 252V251H257ZM250 254V253H249ZM259 254V253H258ZM249 256H252L251 255H248ZM12 257H14L16 259H13ZM259 257V256H257ZM261 257V256H260ZM24 258V256L22 257ZM21 258V259H22ZM250 258V257H249ZM25 259V258H24ZM251 259V258H250ZM28 260V261H29ZM117 260V259H115ZM263 260V259H262ZM15 261V262H14ZM23 261V259H22ZM143 261V260H142ZM26 261H23L22 263H24ZM21 263V264H22ZM175 263V262H174ZM117 264V263H116ZM191 264V262H190ZM195 264V263H194Z\"/></svg>",
    "mask_w": 264,
    "mask_h": 264
},
{
    "label": "built area",
    "instance_id": "3",
    "mask_svg": "<svg viewBox=\"0 0 264 264\" xmlns=\"http://www.w3.org/2000/svg\"><path fill=\"white\" fill-rule=\"evenodd\" d=\"M41 0H24V2L27 4V8L32 10H36V9H41V5L39 4ZM75 1V2H74ZM73 4L77 7L80 6V2L78 3V1L74 0ZM88 1V0H87ZM34 6V8H32ZM25 27L24 28L26 30V35L28 40L32 41H36L41 42V38H43L44 36H47V32L43 29V26L35 23V25L38 26V29H43L44 32L42 33L43 36L39 37L41 35H39V33L34 32V30H31L33 28V26L30 25L31 21L30 20H26L25 21ZM27 70L23 67V65L17 66L14 73H13V77L11 78L10 82L4 83L3 87L1 89V93L2 96H4L5 98H9L11 99L13 96L15 95H23V93H27L30 90V86H33L34 84L40 85L42 83V78L41 77H37L35 80H30L27 77ZM32 81V82H31ZM22 264H34L30 261H26Z\"/></svg>",
    "mask_w": 264,
    "mask_h": 264
}]
</instances>
